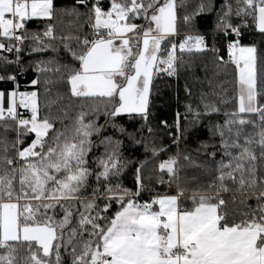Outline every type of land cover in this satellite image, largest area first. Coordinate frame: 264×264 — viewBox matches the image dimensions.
I'll list each match as a JSON object with an SVG mask.
<instances>
[{"label": "snow or ice", "instance_id": "obj_1", "mask_svg": "<svg viewBox=\"0 0 264 264\" xmlns=\"http://www.w3.org/2000/svg\"><path fill=\"white\" fill-rule=\"evenodd\" d=\"M217 3L201 0L180 17L186 0H74L62 9L0 0V81L14 85L0 90V264H264V55L241 43L249 29L264 37V0ZM213 13L211 31L176 39L178 19ZM61 15L73 18L66 35L56 32ZM32 22L43 31L30 32ZM26 42L29 56L48 58L30 65L32 90L21 91L7 70L23 71ZM209 54L215 75L231 65L232 78L201 91L173 125L160 121L177 148L161 159L169 147L157 145L150 123L154 78L178 79ZM210 94L234 110L222 112ZM126 118L140 126L129 131ZM141 150L145 159H130ZM130 165L131 188L121 181ZM185 166L197 170L190 180Z\"/></svg>", "mask_w": 264, "mask_h": 264}, {"label": "trees", "instance_id": "obj_2", "mask_svg": "<svg viewBox=\"0 0 264 264\" xmlns=\"http://www.w3.org/2000/svg\"><path fill=\"white\" fill-rule=\"evenodd\" d=\"M187 8L179 10V16L182 17L185 14L193 13L197 5L201 2V0H186ZM54 3L57 9H62L65 7H71L74 3V0H54ZM219 3V0H218ZM217 3V6H218ZM215 15L214 13L209 14H200L196 16L191 24L185 25L182 19H178L177 27L179 29V36L184 37L185 35H196V34H205L212 30L213 22ZM73 18L61 15L59 19H57L54 23L56 26L57 35H66L73 31ZM44 28L43 24H37L35 22L28 24V29L30 32H42ZM57 43H59L57 41ZM241 43L244 46H249L255 43L258 48V56L264 55V37H262L258 32L253 29L246 30L244 32ZM226 41H220L217 43V47L221 48V53L224 55V58L227 59V54L225 51ZM32 47L31 42H26L24 51L21 53V68L23 71L21 72L16 65H12L8 68V74H13L17 76V81L20 85L21 91L32 90L31 88V80L36 78V73L32 70L30 65L34 64L37 59H47L48 57H37L35 55L29 56L28 52ZM9 55L10 59H13L12 54ZM194 66L191 71L181 70L179 74V78L169 77L166 74H160L159 76L154 78L153 81V92L150 98V123L153 129L156 132V142L158 146H168L169 150L165 153L161 159H167L168 156L174 155L177 152V148L172 145V140L168 135V129H164L160 124L161 120H166L169 125H173L176 113L180 112L181 114L185 111V104L192 103L194 107L199 104V97L201 91L211 93L213 89L219 91V89L215 88L216 83L223 82L225 80L230 81L233 74V68L231 65L227 66L226 70L222 72L221 75H215V66L213 64V58L211 54L207 57L202 55L194 56L193 58ZM207 65L206 70L204 66ZM5 74L3 71H0V75ZM205 77L211 79L213 84L210 88L207 82L197 83L195 78H199L201 81H205ZM187 83L188 87L192 90L193 96L188 97L185 93V84ZM225 87L231 89V84H225ZM14 87L11 81H0V90H11ZM208 100L211 102H215L223 111H232L235 108L234 102H230L227 104L219 103V97L215 95H209ZM202 109V106H201ZM252 119H256L255 117H251ZM213 119H219L220 122H223L225 117L223 115L217 117H213ZM101 122H103L101 120ZM125 123V126L129 131H133L134 128L140 126V121L137 120L135 122L129 121L127 118L122 121ZM183 123V121H182ZM247 131L253 136L258 132V128L249 127ZM173 134L175 133V129H172ZM200 139H206V136L203 134L200 136ZM192 148L196 147L195 139H189L187 142ZM185 147L184 143H181L180 149L183 150ZM102 151V150H101ZM150 155V154H149ZM125 156H129V153H125ZM132 160H143L145 156L143 154V150L132 155L130 157ZM219 159V157H217ZM159 161H152L147 165V169H154ZM183 163V162H182ZM194 174H197V170L191 167L185 166L182 170V176L186 179H191ZM165 179L167 177L165 176ZM122 183L127 187H133V178H132V165L129 166L126 174L121 178ZM160 192L166 191V188L158 187ZM147 199V197H145ZM26 254L21 249L19 251V256L21 259Z\"/></svg>", "mask_w": 264, "mask_h": 264}, {"label": "built area", "instance_id": "obj_3", "mask_svg": "<svg viewBox=\"0 0 264 264\" xmlns=\"http://www.w3.org/2000/svg\"><path fill=\"white\" fill-rule=\"evenodd\" d=\"M189 35H191V34H189ZM186 36V35H185ZM182 37L181 36H178V37H176V39L177 40H179V39H181ZM13 59H15V56L13 55Z\"/></svg>", "mask_w": 264, "mask_h": 264}]
</instances>
